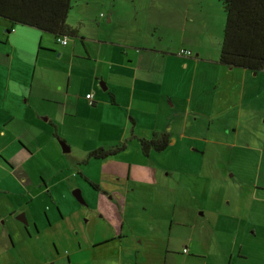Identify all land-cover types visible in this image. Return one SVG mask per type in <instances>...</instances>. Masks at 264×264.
Returning a JSON list of instances; mask_svg holds the SVG:
<instances>
[{
  "label": "rangeland",
  "instance_id": "374dc122",
  "mask_svg": "<svg viewBox=\"0 0 264 264\" xmlns=\"http://www.w3.org/2000/svg\"><path fill=\"white\" fill-rule=\"evenodd\" d=\"M70 2L71 10L66 22L69 26L77 29L78 36L83 38L82 43L86 47L81 45L79 38L69 37L70 44L75 43L76 48L80 51L78 53H81L80 58H84L76 59L73 64L74 70L82 74L84 85L90 83L91 68L96 62L109 63L113 70L114 63L109 57L116 59L115 56H117L118 59L129 63L130 70V67L135 66L139 49H146L144 46L169 49L174 55L187 56L181 54L182 51H186L192 55L200 53L210 60L218 59L225 23V15L219 1L70 0ZM1 24L0 20V28ZM42 35L45 38H51L44 32ZM27 42L31 45V40L27 39ZM4 44L5 42L0 40L1 53L7 56L12 49L6 48ZM34 45H36L35 55L32 56L31 62L30 60L26 61L30 65L24 64V67H21L23 74L17 80L11 79V86L14 88L20 86L21 88V93L17 92V96L20 98L19 106L27 109H30L29 101L35 104L36 99L42 96L41 89L38 90L37 87L42 86L43 81L50 86H55V68L66 70L65 61L56 63V61L47 60L42 65L41 59L38 61L37 68L35 56L38 45L36 42ZM39 52H41V56L44 55L41 50ZM87 55L93 57L92 61L86 60ZM160 62L162 63V61ZM67 64L69 65V63ZM203 67L200 65L197 71L199 72ZM225 68L229 69L230 67L225 66ZM233 70L244 71L241 68ZM247 71L251 77H248L245 84L243 97L245 105L242 110L234 93L240 89L241 82L236 77L228 78L224 73L218 83V90L222 92L220 107L212 116L211 129L207 128L211 116L207 114V111L194 106L193 100L191 106H187L186 102L184 108V111L187 110V128L182 129L181 120L178 123L175 118L176 122L171 125V134L167 132L169 126L165 113L167 110L171 111L167 107V105H171L170 101L164 100L165 104L162 102V105L160 100L156 102L154 92L150 90L141 92L139 87L134 86L132 70L127 73L126 86L121 88L125 99L120 101L118 98V106L108 103V95L105 94L106 90L100 82L96 84V87L99 94H102L104 98L106 96L105 100L108 105L100 102L99 105L88 108L84 106L86 103L84 100L79 99L78 103L74 97L69 99L70 106L74 105V108L70 109L71 113L63 112V102L59 93L46 92L45 98L39 103L50 108L53 114L58 116L55 120L64 121L58 123L59 135L52 136L51 130L54 128L42 122L41 131L37 133L36 138L31 134L25 136L32 142L29 144L32 147L29 148V151H23L27 154L35 152L36 155L31 161L22 163V167L24 166L26 170V176L23 177V184L20 187L14 179L16 177L13 176L14 173L6 174L0 168V207L12 204L16 205V209H18L25 207L26 204V209L30 214L33 209L34 213H38L42 207L51 206L50 202L53 201L61 204L66 214L72 215V222L86 224L88 204L98 200L101 189L92 177L96 180L102 178L103 171H108L113 167L115 176H121L122 180L120 181L123 183L127 179V165L136 157L134 161L151 166L153 178L156 177L157 181H150V175L145 172L146 182L143 183V186L145 189L151 190L154 195L157 193L156 196L161 203L167 202L166 190L170 186L180 190L182 199L184 197L182 190L186 189V202L190 196L192 204L200 201L207 210L218 205H223V209L227 208L222 199L225 203L229 201L230 204L240 207L249 204H254L256 207L264 206V79L262 78L263 73L255 75L254 72ZM170 76L174 78L172 72ZM102 82L104 86H107L103 80ZM173 82L174 79H171L170 83ZM119 85L123 87V83ZM251 86L254 88V94L249 95ZM174 91L175 89L172 90V93ZM178 93L183 96L186 90L179 89ZM118 96L120 97V95ZM249 96L256 98L251 100ZM81 97L83 98L84 94ZM130 100H132L131 105H129ZM110 108L114 109L110 110ZM150 109L155 111L153 118H150L147 112ZM194 112H198V114ZM240 112L242 113L241 118H239ZM74 113H78V120L69 121ZM134 116L138 119L134 133L142 134L145 128L153 127L157 131L154 133L166 132L176 142L170 143L162 151H151L147 157L142 155L139 142L130 139ZM27 118L28 115H26ZM16 122L19 123V121ZM77 122H84V124ZM108 124L114 126L115 136L104 139L101 129L110 127ZM124 125L127 127L129 125V129L126 133L123 129L125 136L121 138L119 134H121L120 131ZM44 126H46V135L43 133ZM119 126L121 128L117 130ZM75 129L86 131L85 138ZM98 129L101 131L99 132ZM181 130L186 131V139L183 141H181L183 138ZM144 132L148 136L153 134L150 130ZM60 137L66 138L72 144L68 154L63 152ZM188 137L197 139L193 141ZM33 140L36 143L35 146H33ZM124 141L127 142V148L115 156L104 159V161L88 159L87 156L82 157L85 147H89L91 150L101 147L109 148ZM84 142L86 145H83ZM17 146L19 147L18 142ZM36 149L39 150L35 151ZM216 156L220 157L214 158ZM82 160L87 162L82 163ZM6 164L8 167L10 166L8 163ZM6 164L4 166H7ZM166 171H171L168 177H164ZM84 176H89L98 187H91ZM105 182H107L106 179ZM188 186L191 188L189 189ZM161 188H164V195L161 193ZM259 188L261 189L257 190ZM74 190L81 191L84 204H81L73 196ZM30 198L31 200L28 201ZM153 213L160 220L162 217L165 220L169 216L165 206L159 211L154 210ZM209 217L210 214L207 211L203 219ZM38 219L41 221L40 215ZM242 219H245L243 215ZM246 219L248 218L246 217ZM255 221L263 224L264 212L256 211ZM5 238L7 239L2 240L3 243H1L5 248L13 245L9 237ZM58 251L57 254L55 251L56 256L58 254L66 255L68 252L66 248ZM0 264H16V262L1 255Z\"/></svg>",
  "mask_w": 264,
  "mask_h": 264
},
{
  "label": "crops",
  "instance_id": "0c3cea01",
  "mask_svg": "<svg viewBox=\"0 0 264 264\" xmlns=\"http://www.w3.org/2000/svg\"><path fill=\"white\" fill-rule=\"evenodd\" d=\"M0 20L2 21L0 40L5 42L6 48L12 49L7 56L1 53L2 49L0 50V115H3L0 116V168L6 174L14 173L13 176H16L14 179L19 187L22 186L23 177L26 176V170L24 166L22 167V163L31 161L36 155L35 152L29 153V155L23 151H29V148L32 147L29 145L32 142L25 136L31 134L36 138L37 133L41 131L42 122L54 128L51 130L52 136L53 133L59 135L58 123L63 120H55L58 116L53 114L50 108L39 103L45 98L48 91L60 94L63 102L62 110L65 113H71L70 109L74 108V105L70 106L69 104V99L74 97L78 103L79 99L84 100L86 102L84 106L88 108L95 107L100 102H104L106 106L108 103L118 106V98L120 101L125 99L121 88L126 86L127 73L132 70L134 86L139 87L141 92L148 90L154 92L156 102L160 100L162 105L164 100L170 101L171 105H167V107L171 111L165 112L169 126L167 132L170 134L171 125L176 122L175 118L178 123L181 120L182 129L187 128V110L184 111V108L186 102L187 106H191L193 100L194 106L207 111V114L211 116V121L207 126L208 129H211L212 116L220 107L222 92L218 90V83L224 73L228 78L236 77L241 82L240 89L234 93L235 98L239 100L238 105L241 110L245 105L243 102L245 84L248 77H251L250 73L246 69L235 71L231 67L227 69L225 66H219L216 61L218 59L210 60L200 53H196L192 57L174 55L169 49L144 46L146 49H139L135 66L130 67V70L129 63L118 59L117 56H115L116 59L109 57L114 63L113 70L109 63L96 62L91 68L90 83L84 85L82 74L75 71L73 67L76 59L84 58H80L81 53H78L80 51L76 48L75 43L70 44L69 37L67 43L62 44L54 39L53 35L44 32L51 36V38H45L42 31L28 26L15 27L14 31L8 32V23ZM34 30L37 32H32ZM80 38L82 37H79V40ZM27 39L31 40V45ZM82 39L80 43L86 48ZM34 42L38 45L35 56L37 68L38 61L41 59L42 65L47 60L56 61V63L65 61L66 70L55 68V86H50L43 81L44 84L37 87L38 90L41 89L42 96L36 99L35 104L29 101L30 109H27L19 106L20 98L17 96V92L21 93V88L20 86L15 88L11 86V79L17 80L23 74L21 67L23 68L24 64L30 65L26 61L30 60L31 62L35 55L36 45ZM39 50L44 53L43 56ZM92 58L87 55L86 60L92 61ZM200 65L204 67L198 72ZM171 72L174 74V78H171ZM191 72L193 73L191 74ZM257 73L258 75L263 73L262 78L264 79V68ZM171 79H174L172 84L170 83ZM102 80L107 86H104ZM99 82L106 90L108 103L105 100L106 96L104 98L102 94H99L96 87ZM121 83H123V87L119 85ZM88 85H90V89ZM173 86L176 87L173 88ZM174 89L175 91L172 93ZM179 89H185L186 93L183 96L180 95ZM77 90L78 93H76ZM253 91L254 88L251 86L248 94H254ZM89 93L93 94L92 99H86L85 96ZM82 94H84L83 98ZM249 97L251 100L256 98ZM131 104L132 100L129 102V105ZM112 109L114 108H110V110ZM147 112L150 118H153L155 111L150 109ZM194 113L198 114V112ZM26 115H28L27 119ZM241 115L240 112L239 118ZM77 116L78 113H74L69 121L78 120ZM137 120V117L135 120L133 119L131 140L137 141V138L142 136L151 137L144 132L147 130L152 131L153 134L157 132L153 127H147L142 134L134 133ZM77 123L84 124V122ZM109 126L101 129L104 139L115 136L114 126ZM120 128L121 126L117 130ZM43 129V133L46 135V126ZM123 129L126 133L129 125L128 127L124 125L121 129V134H119L121 138L125 136ZM101 130L98 129L99 132ZM76 132L84 138L87 135L86 131L76 130ZM185 132L181 130L183 137L181 141L186 139ZM60 138L67 140L64 137ZM188 139L194 141L197 138L188 137ZM174 140L170 138L169 144L176 142ZM67 141L70 152L72 144L69 140ZM17 142L21 149L17 146ZM35 144L33 140V146ZM83 145H86L85 142ZM90 151L91 148L85 147L82 157L87 156ZM218 157L220 156L214 158ZM135 159L127 165V179L123 183L120 181L122 180L121 176H115L113 167L108 171H103L102 178L96 180L91 176L93 181L106 193L99 192L98 200L89 202L86 224L72 222V215L66 214L62 205L55 202L50 207L51 212H49L48 218L52 227L48 230L49 232L42 233L40 231L37 234L33 230L32 234H24V230L15 218L8 214L14 206L12 204L1 206L0 259L3 255L16 264H50L53 260L60 263L61 259H56L58 256L55 255V251L57 254L58 250L66 248L69 264H264V223L255 221L256 211L264 212V206L256 207L254 204H249L240 207L230 204L229 201L225 203L222 199L227 208L223 209V205H218L207 210L200 201L196 200L197 202L192 204L190 196L186 202V189L182 190L184 196L182 199L180 190L170 186L166 190L167 202L161 203L158 201L157 193L154 195L151 190L145 189L143 186V183L146 182L145 172L150 175V181H157L156 177V180L153 178L151 166L143 165L142 162L134 161ZM6 163L10 166L8 167ZM5 164L7 166H4ZM170 172L166 171L165 176L163 172L162 175L168 177ZM163 189L161 188L162 195H164ZM163 206L167 207L169 216L165 220L163 217L160 220L153 212L163 209ZM207 211L210 217L203 219ZM242 215L245 217L244 220ZM36 216L37 213H34L33 209L31 211L33 227L37 224L41 230L46 231L44 222L39 221ZM48 218L46 216V222H48ZM5 237H9L13 245L5 248L1 244L2 240L7 239Z\"/></svg>",
  "mask_w": 264,
  "mask_h": 264
},
{
  "label": "trees",
  "instance_id": "16d2710c",
  "mask_svg": "<svg viewBox=\"0 0 264 264\" xmlns=\"http://www.w3.org/2000/svg\"><path fill=\"white\" fill-rule=\"evenodd\" d=\"M214 1L222 4L225 15L217 63L231 68L257 72L262 70L264 68V0ZM70 10V0H0V19L8 23V32L15 27L28 26L49 33L56 40L62 37L79 38L77 29L66 22ZM53 136L57 137L55 133ZM59 140L64 141L61 138ZM137 141L142 155L147 157L153 150L166 149L170 135L166 132L154 133L149 138L138 137ZM126 143L124 141L109 148L93 149L87 157L104 160L125 150ZM83 162L87 161L82 160ZM94 187L98 186L94 184Z\"/></svg>",
  "mask_w": 264,
  "mask_h": 264
},
{
  "label": "flooded vegetation",
  "instance_id": "af4514ba",
  "mask_svg": "<svg viewBox=\"0 0 264 264\" xmlns=\"http://www.w3.org/2000/svg\"><path fill=\"white\" fill-rule=\"evenodd\" d=\"M63 144H65V146L67 145L66 142H63ZM65 153L68 154L69 152H65ZM84 179H86L87 183L91 187H94V183L89 178V176H84ZM100 191H101L102 194L106 193L104 190H101L100 189L99 192ZM73 196L77 200H79V201L82 200V201H80L81 204H84L85 203V201H84V199L82 197V194H81V191L80 190H74L73 191ZM30 200H31V198L28 201H30ZM50 203L52 205L55 202L52 201ZM26 207H27V205L25 204V207H20V208L16 209L17 207L15 205L14 208L8 213V214L12 215L15 218L16 222L21 226L22 230H24L23 233L24 234L25 233L32 234L33 233V230L37 234H39L40 231L42 233L49 232L48 230L52 227V224L50 223L49 218H48L49 217V212H51V208H50L51 206H46V207L44 206V207H42L41 210H40V212H38L37 213V216H36L38 218V216L40 215L41 221H43L44 224H45L46 231L45 230H41L37 224L34 225V227H33V225H32V218H31V211H30V214H28V209H26ZM46 216L48 218V220H47L48 222L47 223H46V221H44L45 218H46ZM11 235H12V233H11ZM57 256L58 257H56V259H61V262L58 263L56 260H53L50 264H69V256H68V254H66V255L58 254Z\"/></svg>",
  "mask_w": 264,
  "mask_h": 264
},
{
  "label": "built area",
  "instance_id": "2783aa9c",
  "mask_svg": "<svg viewBox=\"0 0 264 264\" xmlns=\"http://www.w3.org/2000/svg\"><path fill=\"white\" fill-rule=\"evenodd\" d=\"M12 31H14V29H12ZM67 37H62V38H58L57 41H59L62 44H66L67 43ZM181 54H185V55H191L190 52H186V51H182ZM86 99H92V94H87Z\"/></svg>",
  "mask_w": 264,
  "mask_h": 264
},
{
  "label": "water",
  "instance_id": "95a60500",
  "mask_svg": "<svg viewBox=\"0 0 264 264\" xmlns=\"http://www.w3.org/2000/svg\"><path fill=\"white\" fill-rule=\"evenodd\" d=\"M253 72H254V74L257 73V71H253ZM63 142L64 141H60V144H61V146L63 148V152H69V147L67 145L65 146V144H63ZM80 201H82V200H80Z\"/></svg>",
  "mask_w": 264,
  "mask_h": 264
}]
</instances>
